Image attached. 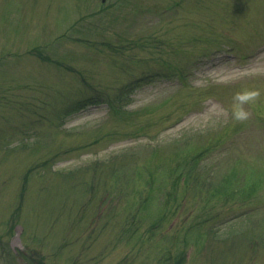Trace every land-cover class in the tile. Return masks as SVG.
<instances>
[{"label":"rangeland","instance_id":"rangeland-1","mask_svg":"<svg viewBox=\"0 0 264 264\" xmlns=\"http://www.w3.org/2000/svg\"><path fill=\"white\" fill-rule=\"evenodd\" d=\"M0 264H264V0H0Z\"/></svg>","mask_w":264,"mask_h":264},{"label":"trees","instance_id":"trees-1","mask_svg":"<svg viewBox=\"0 0 264 264\" xmlns=\"http://www.w3.org/2000/svg\"><path fill=\"white\" fill-rule=\"evenodd\" d=\"M185 175H188L187 173H185Z\"/></svg>","mask_w":264,"mask_h":264}]
</instances>
